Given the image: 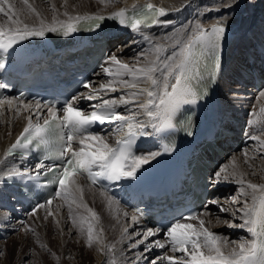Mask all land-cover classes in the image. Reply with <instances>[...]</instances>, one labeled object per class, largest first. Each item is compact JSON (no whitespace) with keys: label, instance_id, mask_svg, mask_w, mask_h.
<instances>
[{"label":"snow or ice","instance_id":"obj_1","mask_svg":"<svg viewBox=\"0 0 264 264\" xmlns=\"http://www.w3.org/2000/svg\"><path fill=\"white\" fill-rule=\"evenodd\" d=\"M238 0H224L223 6L232 8ZM29 15H34L37 23L29 24L22 19V10L17 9L14 0H0V50L8 52L14 50L16 45L28 40L30 37H43L46 32L61 31L67 36L79 30L82 22H88L90 29L99 28V21L104 19L118 20L120 25L140 33L144 40L149 36L143 33V29L154 26H168L172 20H161L168 12L165 8H157L151 3L144 5L133 4L131 8H121L110 16L86 15L72 16L67 11L63 13L66 20L57 18V8L51 6L53 16L50 22L38 12L29 0H22ZM64 6H67L65 0ZM225 33V27L215 24L210 29H205L199 24L191 31L185 30V35L174 40L171 45L172 51L167 53V46L157 43L145 52L140 51L135 64H128L121 61L117 55H110L108 61L111 66L103 67V71L110 77L107 82L100 83L98 87H92L91 83L84 85L90 88L87 94L73 96L66 101L62 107L55 105H44L47 108V115L37 114L36 123L33 117L27 118V125L23 128L15 143L5 153V159L12 156L17 149L30 151L32 148L39 149L42 156H38L37 163L31 173H15L29 180L45 179L48 184L55 186V192L46 204H51L57 198L63 199L69 206V218L74 226L85 232L89 247L94 241V223H98V214L83 199V188L76 177L86 175L90 184H96L98 178L109 181L135 180L138 171L143 166L155 160L160 153H149L147 155H136L133 147L139 136H147L151 133L145 129L151 127L156 132L171 129L176 126L178 114L184 106L195 105L207 94L206 86L200 85L207 80L212 83L215 80V71L219 69L218 52L220 41ZM207 61L211 64V71L208 69ZM5 64L0 62V69ZM195 82V83H194ZM144 85V86H142ZM6 85L0 83V88ZM119 90L125 91L123 95L110 99H102V95ZM260 95L264 97V92ZM144 97L140 102L139 98ZM80 100L98 101L91 104L90 112H85L75 105ZM4 101H0L2 105ZM9 105L12 101H7ZM25 109L31 106L25 105ZM40 104H36L39 113ZM124 107L129 114L117 111ZM261 111H264L262 109ZM19 114V111H17ZM148 117L146 122L137 120V115ZM42 119V123L39 121ZM117 122V137L115 144H110L104 135L94 131L96 124L105 125ZM186 134L192 135L188 130L190 121L185 120ZM126 129V132H125ZM123 133V135H119ZM250 139L257 141L264 146V139L260 135H252ZM78 144V148L73 145ZM165 151H171L166 148ZM24 155V152L21 153ZM247 162V159H245ZM213 183L222 180L228 181L230 177L240 185L239 196L232 198V203H239V197H245L239 209L231 210L232 220L241 213L242 223L237 225L232 220H226L228 227L247 228L252 239L241 241L235 247L229 249V241L220 235L209 230L205 226V220L198 216L181 217L180 220L171 222L165 231L167 240L150 241L149 238L157 235L162 230L159 228H147L142 233H135L142 237L133 242L130 247L138 248L144 245V252L139 253L133 264H139L141 259L148 260L144 253L152 252L153 248L170 247L173 254L164 255L162 258L148 260V264H157V260L167 261V264H264V184H256L245 181L244 174L238 173L235 158L233 159L232 171L221 167L213 174ZM246 185V187H245ZM250 189L251 192H248ZM105 195V193H101ZM251 197V202L247 197ZM109 206L114 203L111 197L105 196ZM213 203H218L213 201ZM83 207L90 214L81 216L79 224L72 217L71 205ZM43 206V205H42ZM219 211L228 213L230 209L220 205ZM52 213H49L51 215ZM127 216V213H124ZM140 213H133V223L139 221ZM198 220V225L191 223ZM124 233H128L127 227ZM103 229L99 230L102 234ZM97 234L95 240L101 241V235ZM235 244L236 242H232ZM44 247V245H41ZM114 245H106V251L111 253ZM102 248L101 251H104ZM111 264H115L114 259Z\"/></svg>","mask_w":264,"mask_h":264},{"label":"bare ground","instance_id":"obj_2","mask_svg":"<svg viewBox=\"0 0 264 264\" xmlns=\"http://www.w3.org/2000/svg\"><path fill=\"white\" fill-rule=\"evenodd\" d=\"M38 0H29V3H33ZM41 1V0H40ZM43 1V0H42ZM46 3L43 2H37L33 5V7L41 13L42 16L46 14L47 15V7L52 6L53 4L56 6L58 12H57V18L59 20H66L67 17L63 15L65 11H67L70 15L76 16V15H88L92 13H106L111 10L121 9L125 7L131 6L134 2H140V1H149L151 3L157 4L160 7H163L165 9H170V12L165 17H160L161 20H172L173 23L168 26H154L151 28L143 29V33L145 35L149 36V40H144L143 36L140 33L134 32L131 35H122L121 37H118L117 40L114 41L115 44H113L114 48L111 51L110 55H117L118 58L126 62L128 64H135L137 61V58L139 56L140 51L143 49L145 52H147L149 49L152 48L153 44H163L167 46L168 50L167 53H163L162 55L170 54L173 50L171 45L173 44L174 40L182 37L185 35V30L191 31L192 29H195L196 25L199 24L201 27L205 29H209L211 26L215 24H222L224 27L228 30V33L230 34L229 39H231L230 42H226L225 45V57L228 60V70H231V73L228 74V78L234 79V74H236L238 77H240L243 81H247V75L251 73L256 74L255 77L260 79L262 77V70H251L249 72H245L246 76L244 77L240 72L242 71V63H244L245 57H253L255 60H259L260 57L257 54L256 50L260 47L262 49L264 48V0H241L243 3L247 2V6L245 7L247 10H245V14H239V8L240 7V0H238V3L235 4L232 8H226V10L219 12L221 8H223L224 0H67V6L65 7V0H46ZM17 9L22 10V19H25L27 23L34 24L37 23L34 15L26 16L28 13L26 11V7L22 4V0H14ZM229 2H233V0H229ZM62 6V7H61ZM174 9H181L176 15H171L170 13ZM97 11V12H93ZM53 14V12H52ZM47 22H50L52 19L51 17L45 18ZM250 30L249 33H246L245 31ZM241 31V32H239ZM177 32L178 34L169 42L168 38L173 33ZM235 32L238 34L235 35ZM254 38L255 44H251L249 46L247 44L248 39ZM112 43V42H109ZM251 50V51H250ZM131 54H127L130 53ZM127 54V57L124 58V56ZM109 55V56H110ZM249 55V56H248ZM109 63V61H108ZM245 64V63H244ZM249 65V63H246ZM113 70H115V66L110 65ZM106 67H109V65H106ZM103 71V70H102ZM104 73V71L102 72ZM101 75L100 72L96 75L95 86H99L100 83L107 82L110 77L108 75L106 76H99ZM253 78V77H251ZM227 83H230L228 80H222L221 85L219 86V99L223 102V106L227 109V115L234 123V126H231L232 134L231 139L232 141H237L234 138L238 134V130L240 131V121L242 119V105H238L240 101L234 99L231 97V95L225 93L226 96H222V92H224L223 87H226ZM144 86V85H142ZM262 86V85H261ZM260 86V87H261ZM229 86H227L228 88ZM234 87V86H232ZM235 87L242 88L241 85H235ZM264 85L259 89H252L253 91H258L259 95L260 92L263 89ZM226 89V88H225ZM246 89V88H245ZM250 89V88H249ZM125 91H132V90H119L114 93L109 92L104 94L105 96H108V99L119 97L120 95H123ZM261 99H254L253 101V110H262L264 109V97L260 96ZM140 102L144 100V97L139 98ZM12 104L9 105L7 101L4 100V103L0 105V185H2V178L6 173L9 172H20L19 167L21 164V161L18 160L17 156H9L7 159H5V149L8 146V144L13 140L16 133L27 125V118L31 115L33 119L35 118V114L32 112L30 108L25 109V105H28L24 102H18L15 100H11ZM17 111H19V114H17ZM264 112V111H261ZM124 114H129L126 109L122 112ZM258 114V113H256ZM257 116V115H254ZM137 120L146 122L148 120L147 116L144 115H137ZM102 135L105 136L107 141L109 142L111 139L108 138L107 133H102ZM253 135H260L261 139H264V129L261 132H255ZM252 140V139H250ZM254 141V142H253ZM250 141L247 146L249 149L242 147L241 151L234 150L229 156L228 159H226L221 165L217 167L216 171H219L221 167L229 168V172L232 171V164L233 159L235 158V164L238 173L244 174L245 181H251L252 183L256 184H264V146H261L257 141L253 140ZM246 146V147H247ZM239 151V152H237ZM229 155V153H226V158ZM245 159H247V162H245ZM215 171V172H216ZM224 183H229L233 189H234V197L239 196V188L240 185L236 184L233 181V178L230 177L228 181H221ZM246 187V185H245ZM246 190L248 192H251L250 189ZM102 198H105V195H101L100 192H97L93 188L86 187L84 189L83 199L84 202L87 203L88 207L92 208L99 216L98 223H94V235L100 234V229H106L110 228V231H115L118 227V231L116 234L118 235V240L116 242L111 241V234L109 237H104L101 234V244L100 247L105 248L106 245H114L113 252L109 253L106 251H98L94 253V259L96 260L94 264H111V261L114 259L115 264H133L135 261L136 256L139 253L144 252V245L141 244L138 248H131L130 245L135 242L136 240L141 239L142 237L136 236L135 233L137 232H143L146 230V225L144 222L139 220L137 223H133L132 220L129 222H125L124 220L121 221V226L113 225L110 227V224H114V222L117 221L119 216H122L123 214L119 211V209H122V212H126L128 217L131 218L132 211L126 210L122 208L115 200L113 204L117 205L119 208H115L114 205L109 206L107 203L105 207L103 208V213L109 211L111 212L112 209H114L112 215H113V222H107L103 219V216L99 213L98 205L100 206L102 202ZM106 199V198H105ZM249 202H251V197H247ZM240 202L237 204H233L231 199H226L223 197V194L220 197H217L216 205L220 207V205H224L225 207H228L230 211L228 213H223L218 211L220 215H212L207 219V225L206 227L209 228L210 231L215 230L216 228H219L217 224H215V221H221L223 218L222 216H225L223 218L222 222L225 223V221L232 220L230 212L234 209H239L243 201L245 200V197L240 196L239 197ZM56 203V204H55ZM43 205V206H42ZM54 205V207H51ZM71 207L75 208V213L84 210L83 214L84 216H89L90 214L86 211L83 207H77L76 204H72ZM4 208V207H3ZM49 213H52L49 215ZM120 213V214H119ZM71 215L73 216V211L71 212ZM24 216H28L27 219H30V221L33 226V231L37 232V228L39 231H41L42 235L40 238H38L35 233L33 236H35V242H40V245L45 243L46 245H51L52 240L54 241L57 239L58 242V251L55 249L53 252L50 253L49 259L47 260L46 264H69L71 263L70 260H68L63 254L61 253V250H59L60 246L66 247L67 243H65V238L63 235H55L54 237L49 234V229L51 228V224L53 225L55 222L58 227L61 229L64 228L67 224L69 227H74L76 231L79 233H82L78 226H74L72 223V220L69 218V206L68 203L65 202L63 199L59 201V198L57 200H54L50 205L49 204H39L34 207V209L30 212L25 211L18 207H13L12 211H9L7 208L0 209V228L2 229V234H4V225L11 226V224L14 226L18 224L15 222L10 221L13 219V217L16 219L20 218L21 220H24ZM241 213H237L236 218H238V221L232 220L233 223L239 225L242 223V220L240 219ZM222 217V218H221ZM74 218V217H73ZM54 219L55 221H53ZM76 219V218H75ZM77 220V219H76ZM53 221V222H52ZM78 222V220H77ZM47 223V226H43ZM221 224V223H220ZM55 225L56 231H58V227ZM225 225V224H223ZM128 226V227H127ZM220 226V225H219ZM222 226V225H221ZM128 229V233H124V228ZM150 228V226L148 227ZM235 228L237 230H243V236H238V241L233 244L232 242H229V249L231 247H235L238 245L241 241L244 240H250L252 237H250L249 234L246 233V227H230ZM225 231V230H224ZM232 230L229 229L228 233L230 234ZM6 233V231H5ZM86 233V231H85ZM236 234V231L234 232ZM33 234V233H32ZM94 236V240H95ZM66 237V236H65ZM229 237V236H228ZM33 240V237L30 233H28L26 230L22 231L21 233L17 234L15 237L11 239L10 242V249L11 251L19 252V250L24 248L25 242L27 240ZM83 238L87 239L86 236H83ZM67 239V237H66ZM127 240H129V243H124ZM150 241L160 240L161 242H166L167 237L166 233L163 234L160 238L158 237L155 239L154 237L149 238ZM69 242V241H67ZM127 244V245H125ZM52 246V245H51ZM54 247V246H53ZM68 249L74 250V245L69 243ZM160 248H153L152 252L150 253H144L145 256L149 258V255L152 253L154 254V258L161 257L162 254H158L157 250ZM63 250V248H62ZM121 252H125V255H121ZM166 255H175L171 252L170 247H168V251H166ZM83 258V257H82ZM162 258V257H161ZM143 259L139 262L141 264ZM163 260H157V264H160ZM86 264H89L86 262ZM143 264H148V261H145Z\"/></svg>","mask_w":264,"mask_h":264},{"label":"rangeland","instance_id":"obj_3","mask_svg":"<svg viewBox=\"0 0 264 264\" xmlns=\"http://www.w3.org/2000/svg\"><path fill=\"white\" fill-rule=\"evenodd\" d=\"M43 2L46 3L47 1L46 0H43ZM239 3L241 5H240V7H238L239 8V12L238 13L239 14H245V10L248 9V8L247 9L245 8L247 6V2L246 3H243L240 0ZM47 9H48L47 10V15H49V16H46V14H45L43 16L44 18L53 16V14H52V8L50 6H48ZM224 10H226V7L221 8L219 10V12H222ZM93 12H97V11H93ZM26 16H29V14H27ZM177 34L178 33L175 32L172 35H170L169 38H168L169 42ZM253 43H255L254 38L251 37L250 39H248L247 44L249 46H251V44H253ZM127 54H131L132 55V51L130 53H127ZM127 54L124 56V58H126V59L129 58V57H127ZM107 65L110 66V62L107 63ZM102 76H106V74L105 75H102ZM248 81H249V79H247V81H243L241 79L242 88L235 87L236 83H233V82L227 83L226 87H223V90H224L225 93L227 92V94L231 95L232 98H234V99H236L238 101H242V98H241L242 97V94L245 93L244 94V97L247 95V93L245 91L246 86L244 84L246 82H248ZM227 86H229V87L227 88ZM232 86H234V87H232ZM263 89H264V87H263ZM261 92H263V90ZM250 96L252 98L255 97L254 91H253V94H251ZM260 96L261 95H259V93H258V96H257L256 99H258V98L261 99ZM238 134H239V130H238ZM238 134L236 136H234V138L236 139V141L238 139V137H237ZM250 141H253V140H250ZM239 143L240 142L237 141V145H239ZM244 146H245V148L249 149V147L247 145H244ZM227 169L229 171V168H227ZM224 195L225 194H223V197H224ZM233 197H234V195H233ZM227 198L228 199H231L230 197H227ZM60 200H61V198H59V201ZM231 201H232V199H231ZM107 203H108L107 199L102 198V202H101L100 206L98 205V210L97 211H99V213L101 214V216H103V219L105 221H107V222H113V215H112V213H113L114 209H112L111 212L107 211V212L103 213V208L105 207V205ZM235 204H237V203H235ZM112 205H114L115 208H118L117 205H115V204H112ZM51 207H54V205H52ZM71 208H72V211H73V216L72 217H74V218H76L78 220V222H77V225H78L79 224V221H80V217L81 216H84V214H83V211L84 210H80V211H78V212L75 213V208L74 207H71ZM0 209H4V208L3 207H0ZM119 211L123 215L122 216H119L118 219H117V221L114 222V224H110V227L113 226V225H115V226H117V225L121 226V221L122 220H124L125 222H129L131 220L130 217L124 215V213H126L125 211L122 212V209H119ZM218 214H220V213H218ZM222 217L225 218V216H222ZM27 218H28V216H24V220L25 221H23L20 218H17L16 217V219H15L13 217V219L10 221V223L11 222L12 223L13 222L17 223V220H18V224L14 225V226L12 224H11V226L4 225L3 227H4V230L6 231V233H4V235L2 234V229L0 228V235H1L0 236V264H46L47 260L49 259L50 253L53 252L55 249H57V251H58V245H57L58 242H57V239H55L54 241L52 240V242H51V245L52 246L51 245H46L45 243H43L42 245H44V247H41L39 241L38 242H35V239H34L35 236L38 235L37 237L40 238L41 235H42V233H41V231L38 230V228L36 229L37 232L36 231H33V226L31 225L32 222L30 221V219H27ZM223 218L221 219V221H218L219 224L217 223V221H215V224H217L218 227L226 228L228 226H227L226 223L222 222ZM52 220L55 221L54 219H52ZM53 223L54 224L53 225L51 224V228L49 229V234L51 236H53V237L56 234L57 235H63V237L65 238V243H67V246L66 247L60 246L59 250H61V253L63 254V256H65L68 260L71 261V263H69V264H86V262H88L89 264H94V262L96 261L94 259L95 258L94 257V253L96 252V250H98V251L101 250V247H100L101 242H97L96 240H94L92 246L89 247L88 244H87V239L83 238V236H86V233L85 232L79 233L78 231L75 230L74 227H69L68 224L64 228L61 229L60 227H58V225H56L55 222H53ZM32 224H34V222ZM223 224H225V225H223ZM55 225L59 228L58 231H56ZM43 226H47V223L45 225H42V227ZM86 228H87V225L85 224V231H86ZM24 230H26L28 233H30L32 235L33 240H31V238L29 240H27L25 242L24 248L21 249V250H19L18 253L17 252L14 253L13 251L9 250L10 249L9 248L10 247L9 245H10L11 239L13 237H15L17 234H19L22 231H24ZM225 230H227V229H225ZM117 231H118V227L113 232L110 231V228H106V229H103V232H102L101 235L108 238L109 235L111 234V241L112 242H116L118 240V235L116 234ZM212 232H213V230H212ZM237 232L240 234V231H237ZM34 233H35V236H33ZM65 236L67 237V239H66ZM232 240L238 241L239 238L237 239L236 236H234V235H231L230 236L229 235V237H227V241H232ZM67 241H69V242H67ZM129 242L130 241L127 240L124 243H129ZM69 243H71L72 245H74V247H75L74 250H70V249L67 248L68 245H69ZM125 245H127V244H125ZM62 248H63V250H62ZM154 254L156 255V253H152L151 255H149L148 260H152L154 258L153 257ZM121 255H125V252H121ZM175 255L178 256V255H180V253H175ZM148 260H143L141 264L145 263V261H148Z\"/></svg>","mask_w":264,"mask_h":264}]
</instances>
